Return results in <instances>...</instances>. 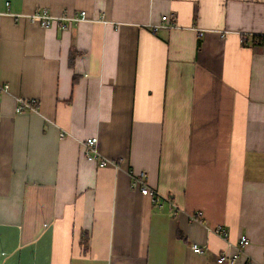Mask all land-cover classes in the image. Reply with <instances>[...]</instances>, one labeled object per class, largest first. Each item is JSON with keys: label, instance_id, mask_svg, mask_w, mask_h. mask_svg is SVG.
<instances>
[{"label": "crops", "instance_id": "obj_1", "mask_svg": "<svg viewBox=\"0 0 264 264\" xmlns=\"http://www.w3.org/2000/svg\"><path fill=\"white\" fill-rule=\"evenodd\" d=\"M169 15L180 29H153ZM5 85L0 264H264V0H0Z\"/></svg>", "mask_w": 264, "mask_h": 264}, {"label": "built area", "instance_id": "obj_2", "mask_svg": "<svg viewBox=\"0 0 264 264\" xmlns=\"http://www.w3.org/2000/svg\"><path fill=\"white\" fill-rule=\"evenodd\" d=\"M7 7V15L13 16L16 18H24L27 21H29L33 25H38L40 28L43 29H50V28H57L61 31L67 30L71 28L72 26L79 25L84 22H91L87 16V13L85 11H81L78 13H72V14H62L59 16L52 15L50 12L44 10L41 12H35L30 15H17L15 13H12L10 11V4L6 3ZM98 22L107 25L109 24V20L107 19L106 15L103 14L98 20ZM157 28H171V29H180V27L177 24V18L175 15H169L164 16L162 18V25L159 26H153V29ZM248 34H243L242 41L245 42L246 38L248 37ZM1 91L7 92L9 90V86L5 85L3 87H0ZM39 108V102L35 99H25V98H17L16 99V112L17 113H24V112H37ZM61 137H64L61 135ZM98 145V139L96 137L89 138L83 143V155L86 160L88 161H96L97 159H100V154L97 148ZM101 166H112L116 170L119 169L120 162L119 161H109L102 159L100 161ZM143 178H145L143 176ZM136 184L140 187V193L144 197H149L152 201V203L159 209L163 208L164 202H166L170 209L173 211L174 203L170 199L163 200L157 192L153 189H151L149 186H147L142 180H136ZM191 221H201L202 220V214L200 212L194 214L191 218ZM212 232L218 234L221 238L227 239L228 238V231L222 227H218L215 230H212ZM250 244V241L246 237H242L239 242L240 249H245ZM193 251L196 254H202V248L198 245H194L192 247ZM236 264L237 258L229 256L227 253H221L217 258V264Z\"/></svg>", "mask_w": 264, "mask_h": 264}]
</instances>
